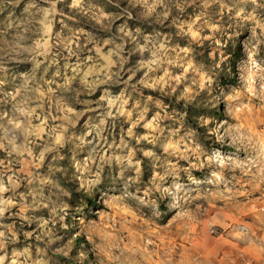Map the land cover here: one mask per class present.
I'll return each instance as SVG.
<instances>
[{
	"label": "rangeland",
	"instance_id": "1",
	"mask_svg": "<svg viewBox=\"0 0 264 264\" xmlns=\"http://www.w3.org/2000/svg\"><path fill=\"white\" fill-rule=\"evenodd\" d=\"M86 262L264 264V0H0V264Z\"/></svg>",
	"mask_w": 264,
	"mask_h": 264
},
{
	"label": "trees",
	"instance_id": "2",
	"mask_svg": "<svg viewBox=\"0 0 264 264\" xmlns=\"http://www.w3.org/2000/svg\"><path fill=\"white\" fill-rule=\"evenodd\" d=\"M240 51H241V49L240 48H237L235 51H234V53H237V55L240 53ZM84 264H89V263H84Z\"/></svg>",
	"mask_w": 264,
	"mask_h": 264
},
{
	"label": "built area",
	"instance_id": "3",
	"mask_svg": "<svg viewBox=\"0 0 264 264\" xmlns=\"http://www.w3.org/2000/svg\"><path fill=\"white\" fill-rule=\"evenodd\" d=\"M241 228L245 229V226H242ZM212 231H215V229H212Z\"/></svg>",
	"mask_w": 264,
	"mask_h": 264
}]
</instances>
